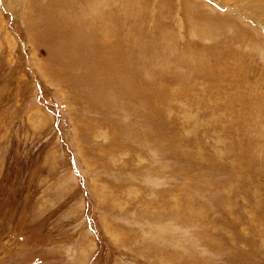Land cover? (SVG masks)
I'll return each instance as SVG.
<instances>
[{
	"label": "rangeland",
	"instance_id": "rangeland-1",
	"mask_svg": "<svg viewBox=\"0 0 264 264\" xmlns=\"http://www.w3.org/2000/svg\"><path fill=\"white\" fill-rule=\"evenodd\" d=\"M0 264H264V0H0Z\"/></svg>",
	"mask_w": 264,
	"mask_h": 264
},
{
	"label": "bare ground",
	"instance_id": "bare-ground-1",
	"mask_svg": "<svg viewBox=\"0 0 264 264\" xmlns=\"http://www.w3.org/2000/svg\"><path fill=\"white\" fill-rule=\"evenodd\" d=\"M71 6V5H70ZM68 6H64V9H66ZM72 8V7H71ZM75 8V7H74ZM69 10H70V8H69ZM99 15V14H98ZM101 16V15H100ZM96 17V16H95ZM98 18V17H97ZM95 21V19H93V18H91V17H89V18H86V21L84 22L85 24H86V26L88 27V29H90L91 28V26H92V24H93V22ZM79 22V21H78ZM77 23V22H76ZM83 23V24H84ZM108 23V22H107ZM110 26H111V24H109ZM113 26V25H112ZM114 27H116V26H114ZM110 28V27H109ZM118 29V28H117ZM103 30L104 31H106L107 29H106V26H105V17H103ZM78 31V30H77ZM83 31V30H82ZM96 31H101L102 32V26H99L98 28H97V30ZM92 32V31H91ZM108 33V32H107ZM113 33V32H112ZM91 34V33H90ZM114 34V33H113ZM84 35V34H83ZM107 37V36H106ZM100 38H102V37H100ZM84 39V38H83ZM96 39H99L98 38V36H97V38Z\"/></svg>",
	"mask_w": 264,
	"mask_h": 264
}]
</instances>
